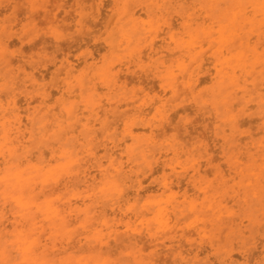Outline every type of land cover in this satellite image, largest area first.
I'll return each instance as SVG.
<instances>
[{"label": "clouds", "instance_id": "clouds-1", "mask_svg": "<svg viewBox=\"0 0 264 264\" xmlns=\"http://www.w3.org/2000/svg\"><path fill=\"white\" fill-rule=\"evenodd\" d=\"M0 264H264V0H0Z\"/></svg>", "mask_w": 264, "mask_h": 264}]
</instances>
